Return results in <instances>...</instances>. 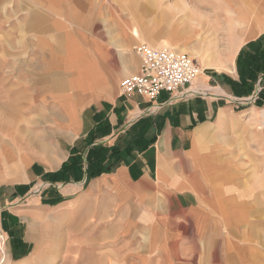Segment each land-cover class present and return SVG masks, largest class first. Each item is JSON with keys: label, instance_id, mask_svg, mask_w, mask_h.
Returning a JSON list of instances; mask_svg holds the SVG:
<instances>
[{"label": "crops", "instance_id": "obj_1", "mask_svg": "<svg viewBox=\"0 0 264 264\" xmlns=\"http://www.w3.org/2000/svg\"><path fill=\"white\" fill-rule=\"evenodd\" d=\"M221 1L227 13L212 0H0L6 66L22 85L25 114L45 133L20 157L21 184L52 181L63 166L58 179L74 181L54 206L31 199L33 208L0 209L21 228L8 237L9 264H71L81 228L93 230L91 250L100 246L84 264H264L250 200L233 203L224 188L231 186L220 183L241 169L251 180V161L234 173L226 166L234 161L203 154L212 128L235 109L224 98L261 91L264 103V0ZM156 13L179 20V31L144 37L140 20ZM203 29L208 44L198 42ZM145 41L189 46L201 73L183 96L121 95L119 83L139 72L134 50ZM217 54V66L200 67ZM248 115L245 124L264 109ZM260 164L264 176V156ZM24 188L0 186V198Z\"/></svg>", "mask_w": 264, "mask_h": 264}, {"label": "rangeland", "instance_id": "obj_2", "mask_svg": "<svg viewBox=\"0 0 264 264\" xmlns=\"http://www.w3.org/2000/svg\"><path fill=\"white\" fill-rule=\"evenodd\" d=\"M156 1L158 3L162 0ZM223 1L225 7H231L227 0ZM163 16V14L160 15L156 13L150 20L141 18V34L146 38L154 36L156 40H159L165 35L164 33L166 31L170 34L171 31H179L174 30L173 26L177 24L179 20L164 19ZM199 34V43L208 44L210 42L207 38L208 30L203 29ZM144 44L156 48L165 47L174 49L189 57L191 56V51L187 45L171 46L167 43L153 45L146 41ZM194 52L196 54L198 53L199 56L208 55L212 57L215 54L210 51ZM222 53L224 54V52ZM8 55L9 53L7 54L5 52L3 31L0 28V186L4 187V189L8 188L9 190H18L19 187H25V192L22 194L19 192L14 195H4L0 198V209L7 206L15 207L14 210L25 209L27 204L28 208H33L34 205L31 204V199H34V202H41L45 205L54 206L65 198L62 194H59V191L63 193L66 192V190H64V183L70 184L74 181L71 178L67 179L65 177L58 179L61 173L63 174L66 172L62 167L58 172L53 173L54 179L52 181L48 178L45 180L40 178L31 181L27 185L21 184L25 181L26 164L21 161L22 158L20 157L21 155H26L35 151V143L41 140L42 138L39 137L45 135V133H43L41 124H37L36 117L25 114V105H22L19 99V90L22 85L18 82H14L17 81V77H15L17 73L14 68L11 69L8 67L10 64ZM194 61L197 64L196 59H194ZM219 61L220 60L217 59L215 63ZM6 64H8V66H6ZM218 66L221 65L218 64ZM200 67L204 68L205 64H202ZM263 70L264 67H261L259 74ZM259 74L253 78L252 83L257 79ZM262 90L264 91V87ZM260 95L261 91H258L236 99L224 98L228 101L227 104L231 107L235 106V109L222 124L212 128L210 136L206 139L208 144L203 148V154L212 157H220V161H234V163L226 165L232 167L231 169L234 173L236 171L235 168H244V160L249 159V161H251V164L246 165V172L249 171V165L251 166L250 169L253 173L251 180L245 178L248 173L244 174L241 169V171H236V173L233 174L231 180L226 179L220 181V183L224 185L229 183V186H231L230 188H224L225 191H227L226 193L231 195V201L233 203L242 202L244 200V198H242L243 195L248 198L247 200H250L253 208V219H257V221L261 222V227L256 229L261 236V239L257 241V245H261L260 243H262V246H264V176L257 173L261 167L260 161L264 156V118L261 116L262 118H259L257 121H249L247 124H245L246 121H244L247 120L246 118L249 116L248 114L251 107L264 109V103L260 102ZM33 166H35V164ZM256 179L259 181H256ZM5 213H8V211ZM5 213L2 215H5ZM91 231L93 230L89 228L80 229L79 241L81 242L77 245V257L70 262L71 264H84L83 256L86 253H90V251L93 253L95 250H99L98 247L100 248V246H97L95 250H91V248L96 247L94 243H89L90 239L94 240V238H90L94 237V235H91ZM11 233L13 235L19 234L21 233V228L12 225V221L7 220V217L1 216L0 264H9L6 245ZM57 262L58 261L52 259H46L42 262L41 260L38 263L35 262V264H57Z\"/></svg>", "mask_w": 264, "mask_h": 264}, {"label": "built area", "instance_id": "obj_3", "mask_svg": "<svg viewBox=\"0 0 264 264\" xmlns=\"http://www.w3.org/2000/svg\"><path fill=\"white\" fill-rule=\"evenodd\" d=\"M140 59L139 72L119 83L123 96L138 95L155 100L161 92L183 96L201 73L195 61L184 53L169 48L140 44L135 48Z\"/></svg>", "mask_w": 264, "mask_h": 264}, {"label": "bare ground", "instance_id": "obj_4", "mask_svg": "<svg viewBox=\"0 0 264 264\" xmlns=\"http://www.w3.org/2000/svg\"><path fill=\"white\" fill-rule=\"evenodd\" d=\"M214 2V4L216 5V6H218V9H221V11H224L225 13H227L228 12V10L227 9H222L223 8V6H222V4H220V3H222V1L221 0H212V3ZM220 4V5H219ZM230 14V13H229ZM249 14V13H248ZM250 15V14H249ZM230 24H231V26L233 27L234 25H233V23H232V21L230 22ZM236 26V25H235ZM179 52V51H178ZM181 53V52H180ZM219 57H220V55H216L215 56V58H213V59H208V63L207 64H205V67H212V66H215V64L214 63H211L210 61H217V59H219ZM7 131V130H6ZM50 142V141H49ZM222 190V189H221ZM222 194H223V192H222ZM218 195V194H217Z\"/></svg>", "mask_w": 264, "mask_h": 264}, {"label": "trees", "instance_id": "obj_5", "mask_svg": "<svg viewBox=\"0 0 264 264\" xmlns=\"http://www.w3.org/2000/svg\"><path fill=\"white\" fill-rule=\"evenodd\" d=\"M241 54H242V52H241L240 55H239V59H240V57H241ZM239 59H238V60H239ZM63 168H64V166H63Z\"/></svg>", "mask_w": 264, "mask_h": 264}]
</instances>
